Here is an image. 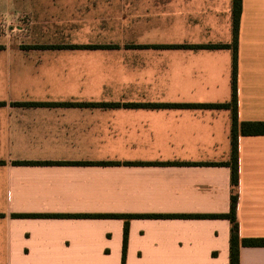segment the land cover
<instances>
[{"label": "crops", "instance_id": "1", "mask_svg": "<svg viewBox=\"0 0 264 264\" xmlns=\"http://www.w3.org/2000/svg\"><path fill=\"white\" fill-rule=\"evenodd\" d=\"M232 6L0 0V264H230V220L188 216L231 211V111L125 104L230 102L232 50L197 47L233 42ZM237 97L264 122V0H242ZM238 145L240 237L264 239V135ZM98 215L133 216L125 247Z\"/></svg>", "mask_w": 264, "mask_h": 264}, {"label": "trees", "instance_id": "2", "mask_svg": "<svg viewBox=\"0 0 264 264\" xmlns=\"http://www.w3.org/2000/svg\"><path fill=\"white\" fill-rule=\"evenodd\" d=\"M242 14V0H233L232 19H233V42L229 45H207L197 48L209 49H231L233 52L232 63V98L228 103H210V104H125L127 107H167V108H206V109H227L231 111L232 125H231V160L226 165L231 167L232 176L231 183L233 186V195L231 197V211L227 215H211V216H188L199 218H227L232 224L230 236V264H240V248L241 246L249 247H264V239H250L241 238L239 233V224L237 222V205L239 185V137L243 136H261L264 135V122H239L238 120V97H237V77H238V44L240 20ZM119 106V105H118ZM16 217H43L38 215H17ZM50 217H66V216H50ZM79 217H96V218H124L127 220L125 226V242L126 246L128 220L133 216L122 215H98V216H79ZM143 217V216H141ZM152 218H173L178 216H147Z\"/></svg>", "mask_w": 264, "mask_h": 264}]
</instances>
